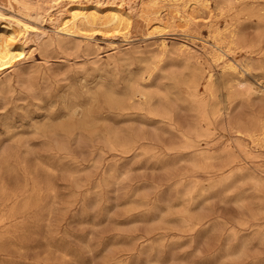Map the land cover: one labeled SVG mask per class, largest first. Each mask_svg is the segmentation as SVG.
<instances>
[{
    "label": "rangeland",
    "instance_id": "obj_1",
    "mask_svg": "<svg viewBox=\"0 0 264 264\" xmlns=\"http://www.w3.org/2000/svg\"><path fill=\"white\" fill-rule=\"evenodd\" d=\"M210 1L123 38L0 0L41 31L0 72V264H264V0Z\"/></svg>",
    "mask_w": 264,
    "mask_h": 264
},
{
    "label": "bare ground",
    "instance_id": "obj_2",
    "mask_svg": "<svg viewBox=\"0 0 264 264\" xmlns=\"http://www.w3.org/2000/svg\"><path fill=\"white\" fill-rule=\"evenodd\" d=\"M53 2L54 3L49 2L50 4L48 6L46 5L47 7L42 10L40 9V8H43L42 6L40 8L37 7L38 8L37 12H38V17H39L37 18L39 20L41 19V22L48 20V22H50L48 24L49 25L51 24L53 26L54 30L56 31V34H59V33H66V34L77 33L78 34L80 33L81 35H84L86 37H92L94 34V31L99 30V31L104 32V34L112 33V37L119 35L118 37L121 36L125 38L129 34L131 27L133 25L134 11L135 13L137 12L136 14L140 16V19H142L145 22V25L148 27V29L153 28L152 31L154 30V32L156 31L158 33L159 32L162 33L163 30L171 26H176L185 31L191 25L195 24L199 18L202 17L201 13H206L207 17H210V18L213 17V9H212L210 0H107V1L105 0H53ZM16 4H19V2ZM16 7L17 6L15 5L14 8L16 9ZM21 12L19 11L20 14ZM26 12H24V14ZM16 13L18 14V11ZM24 16H27V15H23V18ZM29 17L30 16H28V18ZM32 17L30 18L33 19ZM0 18L1 20L2 19L7 20L5 21L6 23L8 22L7 23L8 25H6L7 27L3 23V25L6 28L3 30V32L0 33V72H1V71H5L8 68L12 67L16 62L29 57V55L31 54L30 48H28L25 43L20 42L21 40L20 38L21 37L24 38L29 32L31 33L36 30L37 32H39V30L33 25L28 23L30 18L28 19V22H26V21L21 20V18L18 19L17 16L16 17H12V16L6 17L1 11H0ZM25 18L27 19V17ZM209 23H210V26L212 27L215 24L213 23L212 20H210ZM232 32L233 31H230V35H229L230 37L233 36ZM220 35H221L220 32L217 31V33L212 36L213 41L217 48L219 47L218 45L221 43L217 40L218 37H220ZM181 47H182V50L187 51L189 49L188 45L186 44H182ZM165 48H166V45L163 44V49ZM213 50H214V54H213L214 60L212 61L213 62L223 61V58H224L223 53L217 49H213ZM225 68L233 70L235 69V66L232 63L227 62L225 63ZM211 78H212V75L209 74L208 80L211 81ZM205 105H206V102H205Z\"/></svg>",
    "mask_w": 264,
    "mask_h": 264
}]
</instances>
